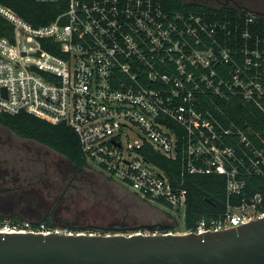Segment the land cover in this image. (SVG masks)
I'll return each mask as SVG.
<instances>
[{
  "label": "built area",
  "instance_id": "2783aa9c",
  "mask_svg": "<svg viewBox=\"0 0 264 264\" xmlns=\"http://www.w3.org/2000/svg\"><path fill=\"white\" fill-rule=\"evenodd\" d=\"M31 1L63 2L65 10L32 28L0 6L12 25L11 37H0V114L69 127L88 166L175 217L171 229L133 232L5 220L0 234L176 236L264 217V189L244 193L247 178L264 180V128L237 126L248 123L241 109L255 120L259 112L264 126V15L177 11L162 0ZM152 152L177 162L180 178L222 176L225 210L185 228L183 180L173 184L145 159Z\"/></svg>",
  "mask_w": 264,
  "mask_h": 264
},
{
  "label": "water",
  "instance_id": "95a60500",
  "mask_svg": "<svg viewBox=\"0 0 264 264\" xmlns=\"http://www.w3.org/2000/svg\"><path fill=\"white\" fill-rule=\"evenodd\" d=\"M172 227L142 225L124 232ZM0 264H264V217L228 230L176 236L0 234Z\"/></svg>",
  "mask_w": 264,
  "mask_h": 264
},
{
  "label": "flooded vegetation",
  "instance_id": "af4514ba",
  "mask_svg": "<svg viewBox=\"0 0 264 264\" xmlns=\"http://www.w3.org/2000/svg\"><path fill=\"white\" fill-rule=\"evenodd\" d=\"M181 1L205 8L264 15V0ZM34 144L0 125V221L50 223L72 230L94 227L85 224L86 209L79 204V184L91 182L86 168L73 166L64 157L37 143L35 147L39 151L33 150ZM40 148L45 149L43 153ZM50 172L56 178H50Z\"/></svg>",
  "mask_w": 264,
  "mask_h": 264
},
{
  "label": "trees",
  "instance_id": "16d2710c",
  "mask_svg": "<svg viewBox=\"0 0 264 264\" xmlns=\"http://www.w3.org/2000/svg\"><path fill=\"white\" fill-rule=\"evenodd\" d=\"M162 3L165 8L177 11L197 12L203 9L201 6L185 4L181 0H162ZM0 6L14 13L16 17L22 19L32 28L51 23L65 10L63 2L36 3L31 0H0ZM11 34L12 25L0 16V37H11ZM224 112L233 119L237 118L235 112L229 109H225ZM237 113L248 122L246 125L237 124L239 129L246 130L250 128L251 130L261 131L264 128L256 121L263 120L259 112L255 111L256 120L242 109L238 110ZM252 121L254 124H252ZM0 125L21 139L35 142L57 153L77 168L89 167L81 155L77 136L72 129L65 125H53L27 113L17 115L0 114ZM258 145L264 148V145ZM144 157L164 170L173 184L178 179L183 180L182 187L186 190L185 228H192L203 215H217L225 210V180L222 176L185 175L180 178L177 162L168 161L153 152ZM263 189V179L255 177L246 179L245 194L252 195L255 192L263 191ZM231 202L235 203L236 199L231 198ZM45 224L51 226L50 223Z\"/></svg>",
  "mask_w": 264,
  "mask_h": 264
},
{
  "label": "rangeland",
  "instance_id": "374dc122",
  "mask_svg": "<svg viewBox=\"0 0 264 264\" xmlns=\"http://www.w3.org/2000/svg\"><path fill=\"white\" fill-rule=\"evenodd\" d=\"M35 146H37L36 143L33 150L39 151ZM40 150L43 153L45 149L40 148ZM56 158L54 156L53 160ZM86 171L91 175V182L79 184L81 186L79 204L80 208L84 205L86 209L85 224L99 229H87L86 227L75 230L108 232L106 230L113 229L114 231L110 232H124V230L142 225H172L170 218L175 216L167 207L140 199L117 181L112 182L104 178L105 176L93 165L86 168ZM50 174V178H56L55 174L51 172ZM75 185L79 186L78 183ZM84 197L87 201L83 200Z\"/></svg>",
  "mask_w": 264,
  "mask_h": 264
}]
</instances>
